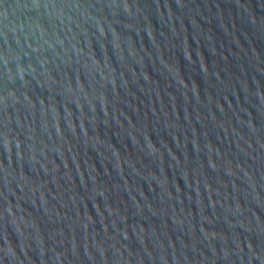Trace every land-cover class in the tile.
Listing matches in <instances>:
<instances>
[{
  "label": "water",
  "instance_id": "water-1",
  "mask_svg": "<svg viewBox=\"0 0 264 264\" xmlns=\"http://www.w3.org/2000/svg\"><path fill=\"white\" fill-rule=\"evenodd\" d=\"M0 264H264V0H0Z\"/></svg>",
  "mask_w": 264,
  "mask_h": 264
}]
</instances>
